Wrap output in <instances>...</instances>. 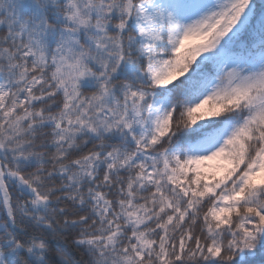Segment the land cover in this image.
Listing matches in <instances>:
<instances>
[{
	"label": "snow or ice",
	"instance_id": "6c2138e0",
	"mask_svg": "<svg viewBox=\"0 0 264 264\" xmlns=\"http://www.w3.org/2000/svg\"><path fill=\"white\" fill-rule=\"evenodd\" d=\"M0 264H264V0H0Z\"/></svg>",
	"mask_w": 264,
	"mask_h": 264
},
{
	"label": "trees",
	"instance_id": "16d2710c",
	"mask_svg": "<svg viewBox=\"0 0 264 264\" xmlns=\"http://www.w3.org/2000/svg\"><path fill=\"white\" fill-rule=\"evenodd\" d=\"M260 2V0H257V3H259Z\"/></svg>",
	"mask_w": 264,
	"mask_h": 264
}]
</instances>
